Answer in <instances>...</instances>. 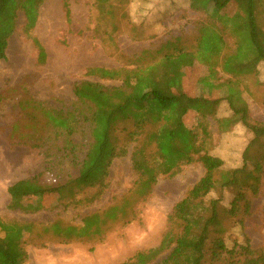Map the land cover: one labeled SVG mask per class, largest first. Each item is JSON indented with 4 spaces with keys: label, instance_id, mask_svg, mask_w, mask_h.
<instances>
[{
    "label": "trees",
    "instance_id": "1",
    "mask_svg": "<svg viewBox=\"0 0 264 264\" xmlns=\"http://www.w3.org/2000/svg\"><path fill=\"white\" fill-rule=\"evenodd\" d=\"M45 1L0 0V61L8 57L22 14L38 65L47 63V50L33 35ZM122 1L96 0L98 15L112 21V30H118L116 10ZM63 5L70 19L69 0H63ZM213 5L231 15L225 22L207 15L200 19L194 51L177 38L158 50L163 55L149 65L137 64L131 70L89 67L86 76L97 80L76 81L72 102L55 106L36 98L29 87L31 76L0 89V114L12 119L9 141L44 150L48 159L69 162L75 170L58 183H42L40 175L33 181H18L9 187L13 201L53 193L64 206L82 202L79 196L86 193L94 201L110 185L114 160L127 156L130 145L140 141L131 151L135 192L140 197L147 196L161 178L174 177L188 165L200 163L204 168L199 183L171 211L162 239L168 253L154 264H264V248L254 247L245 232L253 202L264 189V121L254 119L249 107L236 104L234 86L217 77L221 69L239 80L258 78L264 63V0L191 3L203 14ZM221 86L227 88L228 96H219L216 88ZM225 101L230 113L220 116L218 110ZM190 111L198 115L195 125L187 123ZM239 124L249 130L251 138L243 150L242 165L227 167L212 149L219 137ZM119 131L125 135L121 137ZM227 193L232 194L229 205ZM116 215L117 208H113L103 215H86L81 226L56 222L53 228L69 242L103 234L101 223ZM234 229L240 231L238 235ZM30 231L29 225L0 217V264H26Z\"/></svg>",
    "mask_w": 264,
    "mask_h": 264
},
{
    "label": "rangeland",
    "instance_id": "2",
    "mask_svg": "<svg viewBox=\"0 0 264 264\" xmlns=\"http://www.w3.org/2000/svg\"><path fill=\"white\" fill-rule=\"evenodd\" d=\"M71 16H66L63 0H46L33 35L44 44L48 59L37 63V50L33 40L24 32V15H20L19 28L13 35L8 57L0 61V89L10 87L30 77L32 94L49 104L61 106L62 101L76 99L74 83L88 78L86 70L92 66L124 67L133 69L137 64L149 65L163 55L158 50L168 42L181 38V45L195 50L197 22L215 17L222 22L231 14L213 5L205 15L191 7L192 0H123L117 4L116 24L98 15L96 0H69ZM166 51V49H164ZM144 51L145 58L141 61ZM139 59V60H138ZM221 82H231L238 96L236 104L250 108L254 119L264 121V63L258 78L250 76L239 80L220 69ZM121 84V81H103ZM219 96H228L226 87H217ZM8 109L2 111L7 112ZM187 117L195 125L198 115ZM230 113L229 104H221L220 116ZM11 118L0 114V217L18 220L29 225L26 245L29 259L26 264H154L167 255L162 239L169 228V215L174 206L204 175L202 164L188 165L170 178H161L144 197L135 192L137 176L132 168L131 151L140 141L130 145V153L114 160L110 185L104 194L89 201L90 193L80 195L82 202L64 206L58 194L26 195L16 202L9 187L21 180H34L40 175L42 183H58L65 179L71 168L69 162L47 158L44 150L28 145H14L8 139ZM118 134L123 137L124 132ZM251 138L242 124L219 137L212 153L225 160L227 167L242 165V153ZM232 194L227 193L229 205ZM117 208L118 216L102 222L103 234L66 241L59 236L53 224L81 226L86 215L105 214ZM236 235L240 232L234 229ZM245 232L254 247L264 248V189L253 202ZM243 233V230H242ZM244 239L242 235V240Z\"/></svg>",
    "mask_w": 264,
    "mask_h": 264
}]
</instances>
